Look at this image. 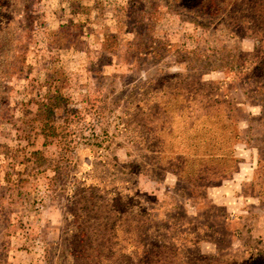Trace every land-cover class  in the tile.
<instances>
[{"label": "rangeland", "instance_id": "374dc122", "mask_svg": "<svg viewBox=\"0 0 264 264\" xmlns=\"http://www.w3.org/2000/svg\"><path fill=\"white\" fill-rule=\"evenodd\" d=\"M127 1L11 0L0 16V264H63L70 224L85 230L92 256L118 249L134 254L132 264H144L149 248L147 264H244L236 253L243 243L264 248V82L226 65L252 54L255 41L228 20L200 25L156 0L152 35L166 52L134 58ZM111 34L117 38H104ZM188 76V83L221 86L240 132L239 170L223 185L188 186L194 198L175 174L152 164L138 125L150 90ZM56 92L67 99L55 115L67 134L44 146L23 122L32 102ZM160 118L165 138L168 121ZM33 151L46 159L34 170L26 160ZM86 199L93 210L82 212ZM113 206L124 220L116 233Z\"/></svg>", "mask_w": 264, "mask_h": 264}, {"label": "trees", "instance_id": "16d2710c", "mask_svg": "<svg viewBox=\"0 0 264 264\" xmlns=\"http://www.w3.org/2000/svg\"><path fill=\"white\" fill-rule=\"evenodd\" d=\"M10 1L0 0V16L8 11L7 4ZM26 1L29 3L40 0ZM163 1L168 9L176 13H180L178 10H182L187 16H190L192 22L197 20L200 25H204L206 22L213 23L219 19L220 21L228 20L233 25L236 24L247 29L250 35L244 29L241 31L246 37L255 41L254 52L242 54L240 59L227 62L226 65L239 72H245V75L250 78L252 75L261 76L264 82V0ZM158 7L159 3L156 0H128L123 6V13L127 16L129 26L128 32L133 35L128 46L132 48L134 58L143 53L155 54L158 50L166 52L152 35L153 18ZM150 10L154 12L151 13ZM255 11H257L256 14H254ZM5 30L0 23V33L4 34ZM104 38L108 40L117 37L111 34ZM109 47L110 44L107 43L102 51ZM8 71L9 68L3 72ZM189 78L188 76L184 80L179 78L163 80L161 90L154 93H151L150 90L145 95L147 97L141 101L143 105L140 109L138 125L142 129L141 135L144 143L149 144L147 150L151 154L152 164L175 174L187 188L189 186L195 189L198 188V185L220 184L222 181L230 179L233 173L238 170L240 160L236 159L234 150L239 144L240 132L237 122L231 117L230 104L220 99L218 92L221 86L213 88L210 83H200L196 80L188 83L191 80ZM32 104L35 106V110L28 113L29 117L23 122L30 132L42 136L45 140L44 146L51 144L54 140L65 138L66 128L57 125L55 115L61 106L67 104V99L56 92L42 100L32 102ZM167 112L168 116L164 115ZM161 114L164 116V123L168 121L164 131L167 135L165 138L159 136V128H157V123L163 118H160ZM172 123L175 124L176 129L180 128L181 130L175 129V133ZM13 152L17 151L13 150ZM26 160L31 163L33 170L46 162L43 153L38 151L31 152ZM17 187L22 188L21 185H17ZM187 190L190 198L196 197L189 188ZM112 195L118 197L120 194L111 192ZM90 200H84L82 212L93 210ZM115 210L113 206L114 213ZM112 216L114 220L111 221L110 229L114 232L115 229L123 225L124 220L120 219L116 213ZM144 216H146L145 222H150V216ZM78 219L80 224L83 215ZM75 223L76 221L74 226L79 230V226L77 228ZM115 236L114 234L112 237H108L114 238ZM65 237V248L61 251L63 252V264H96V262L106 259H113L111 264H132L131 260L134 254L130 252L122 255L118 249L109 251V255L96 253L92 256L88 253L93 250L91 243H85V230L75 233L72 224L66 229ZM76 237L79 238L78 244L81 245L79 249H77L76 239H74ZM107 242L110 241L106 240ZM116 244L118 245L120 242L116 241ZM156 248L158 247L154 249ZM150 249L142 253L141 263L147 264V260L151 259ZM236 253L244 256L242 259L244 264H264V248L259 246L258 241L243 243ZM214 258L216 257L199 256V259H204V261L217 262L218 258H216L217 260ZM57 264L60 263L57 262Z\"/></svg>", "mask_w": 264, "mask_h": 264}, {"label": "crops", "instance_id": "0c3cea01", "mask_svg": "<svg viewBox=\"0 0 264 264\" xmlns=\"http://www.w3.org/2000/svg\"><path fill=\"white\" fill-rule=\"evenodd\" d=\"M239 170V169H238ZM234 175H235V173H233V175H232V177H234ZM225 182L224 181H222L221 183H220V185H223Z\"/></svg>", "mask_w": 264, "mask_h": 264}]
</instances>
